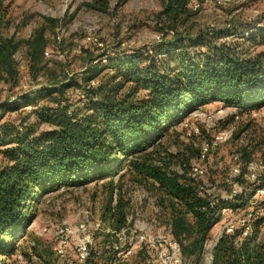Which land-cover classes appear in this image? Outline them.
<instances>
[{
	"label": "trees",
	"instance_id": "16d2710c",
	"mask_svg": "<svg viewBox=\"0 0 264 264\" xmlns=\"http://www.w3.org/2000/svg\"><path fill=\"white\" fill-rule=\"evenodd\" d=\"M110 1L92 0L91 6L104 11ZM191 2L195 4L193 0L166 1L158 16L162 20L160 43L105 55L90 53L91 63L106 59L109 64L90 67L82 77V82L88 85L83 93L89 100L86 114L71 112L70 105L52 97L84 85L69 78L38 93L40 99L57 103L56 107H48V114L33 105L38 118L52 122L57 126L55 129L38 134L22 130L12 140L10 128L0 127L4 135L0 144L7 145L10 139L14 144L3 151L5 163L0 167V264H11L21 250L19 242L24 239L44 195L64 185L83 186L109 177L113 194L107 215L118 243L117 234L127 229L130 215L125 191L114 176L125 170L155 190L156 204L168 216L171 234L181 245L183 260L189 259L191 264H203L204 245L221 221V208L237 212L247 206L248 199L240 197L248 191L244 178L249 163L254 161L249 148L243 150L245 169L241 164V172L234 179L243 186V191L229 201L212 204L215 199L208 192L211 187L192 174V164L199 158L201 147L189 145L186 153L175 154L162 141L195 108L214 102L243 112L264 108V51H257L264 44V28L258 30L250 24L209 28L195 34L189 29L179 31L198 11ZM6 15L4 0H0V119L12 102L3 97L1 86L18 77L15 53L19 44L2 33ZM232 36L236 37L233 41H226ZM47 45L46 29H36L27 40L32 66L41 63ZM106 68L117 69L113 78L124 79L91 85ZM125 83L133 86L122 94ZM142 90L146 94L139 96ZM19 100L28 107L37 99ZM19 100L14 105L20 104ZM175 160L178 169L171 167V161ZM263 185L264 178L253 182L252 198L256 187ZM255 202L259 214L249 235L242 238L241 229L233 234L224 232L212 251L210 264H264V239L260 236L264 215L259 211L264 202ZM114 258L115 250L109 255L93 250L92 246L90 257L80 263L105 264Z\"/></svg>",
	"mask_w": 264,
	"mask_h": 264
},
{
	"label": "rangeland",
	"instance_id": "374dc122",
	"mask_svg": "<svg viewBox=\"0 0 264 264\" xmlns=\"http://www.w3.org/2000/svg\"><path fill=\"white\" fill-rule=\"evenodd\" d=\"M166 1L111 0L108 9L100 11L91 6L92 0H4L7 15L2 33L5 37H13L19 47L15 53L18 77L1 86L3 97L12 99V102L0 119V127L6 125L10 128L12 140L22 130L30 129L38 134L55 129L57 126L52 122H44L38 118L33 105H37V110L41 113L48 114V107H56L57 103L47 101V98L40 99L38 93L44 92L48 85H58L69 78L83 83L82 77L86 75L88 68L100 63L109 64L106 59L91 63L92 60L88 59L90 53L105 55L114 51L148 48L160 43L163 38L160 31L162 20L158 16L164 11ZM193 1L195 4L191 2V6L200 5L198 11L189 19L187 26L179 31L189 29L195 34L209 28L225 29L231 25L244 27L250 24L256 25L258 30L264 28V0ZM42 27L46 29L48 45L41 63L32 66L27 40L36 29ZM89 36L99 39L103 46L95 47L87 39ZM235 38L228 37L226 41H233ZM257 51H264V44L259 45ZM117 71L111 68L101 70L95 83L91 85L110 83L113 79L115 82L123 80V77L113 78ZM87 86L84 84L69 88L65 93L54 94L52 97L70 105L71 112L86 114L89 100L83 93ZM132 86L133 83H125L121 93H127ZM145 94L142 90L139 96ZM22 97L37 100L31 106L24 107V99L19 100ZM17 100L20 104L14 105ZM197 128L199 131L195 130ZM229 129L234 131L231 139L215 149L203 163L206 169L203 180L211 187L209 193L219 201H229L235 190L237 183L234 179L237 174L234 168L238 164L244 166V149L249 148L252 151V160L257 167L252 171L246 169V175L255 172L257 179L264 178V108L256 112H243L236 107L214 102L191 110L176 129L170 131L162 140L171 153L182 154L187 152V146L200 148L219 131ZM3 136L0 130V139ZM7 143L0 144V167L5 163L3 151L14 146L11 139ZM236 155L242 162L235 160ZM171 167L178 169L177 160L171 161ZM110 179L111 177L96 180L77 187L64 185L61 189L44 195L36 206V215L28 224L24 239L19 242L22 248L11 264H81L77 259L75 244L67 248L64 256H60L57 249L60 229L64 225L75 227L84 221L102 222V229L95 233L93 250L104 251L110 255L114 251V243H117L107 215V207L113 194L108 184ZM244 179L248 191L240 198L248 199V204L237 212L229 208L226 213L228 220H237L247 212L255 210L252 188L256 180L246 176ZM114 180L121 183L125 191V203L131 215L122 238L124 248L130 242L135 244L138 233H149L157 238L172 236L168 216L156 204V193L149 183H140L139 178L133 177L127 170L114 176ZM258 201L264 202V197ZM259 211L264 215V208ZM223 222L222 218L213 228L210 239L218 236ZM46 228L48 231L44 232ZM260 236L264 239V226ZM159 253L160 250L137 245L133 254L123 258L118 264H160ZM207 254L208 252L204 255L203 264L211 263ZM109 263L107 261L105 264ZM184 264L191 262L184 259Z\"/></svg>",
	"mask_w": 264,
	"mask_h": 264
},
{
	"label": "built area",
	"instance_id": "2783aa9c",
	"mask_svg": "<svg viewBox=\"0 0 264 264\" xmlns=\"http://www.w3.org/2000/svg\"><path fill=\"white\" fill-rule=\"evenodd\" d=\"M200 5L197 4L194 8L197 9ZM161 38V37H160ZM89 41L92 43L97 44L98 46H103V42H100L94 36L87 37ZM94 84V82L92 83ZM199 131V129H195ZM233 129L229 130H221L216 135H214L211 140L204 142L201 146V152L198 159L193 161L192 164V174L193 176L204 178L206 169L204 166V162L208 159L211 153L217 149L222 144L229 141L233 135ZM235 160L239 163V157L236 155ZM248 169L250 171L257 169L254 162L249 163ZM235 174L239 175L241 172L240 164L236 165L234 168ZM246 178L250 179L253 178L257 180V174L252 172L246 175ZM238 184V183H237ZM236 184V185H237ZM235 185V190H233L232 195L229 197L230 200L237 194L243 191V186L239 188ZM210 190V189H209ZM209 192V191H208ZM264 197V185L256 187L255 193L253 195V199L258 201L260 198ZM215 199V197H213ZM213 199V200H214ZM219 200L215 199L212 204L218 203ZM229 211V208L222 207L221 208V215L224 219V224L222 230L219 232L218 236L214 239H209L206 241L204 245L203 255L209 256V259L212 260V251L216 246L220 236L225 232L227 234H233L237 230H242V238L249 235L252 230L253 220L255 216L259 214L255 210L247 212L244 216L237 220H228L226 218V213ZM221 218V219H222ZM129 222L131 220V215L129 216ZM102 229V222L97 221L95 223H90L87 221L79 223L77 226L72 227L69 225H64L59 231V248L57 249V253L60 256H64L67 248L71 247V245L75 244L76 251H77V259L79 262L84 263L89 257L91 253V248L94 244L95 240V233L96 231H100ZM48 229H44V232H47ZM127 229L123 230L121 233L117 234L118 236V243L114 245L115 250V258L110 264H118L120 260L123 258L129 257L133 254L137 245L142 246L146 245L147 247L153 250H160L158 255V259L160 264H184L183 256H182V248L180 243H178L172 236L168 238L163 237H152L149 233H138L135 236L136 242L132 244L130 242L129 246L124 248L125 244H123L122 238L123 235L126 233Z\"/></svg>",
	"mask_w": 264,
	"mask_h": 264
}]
</instances>
